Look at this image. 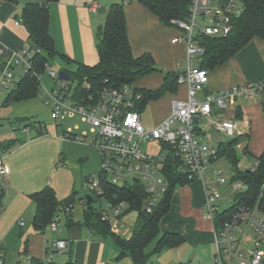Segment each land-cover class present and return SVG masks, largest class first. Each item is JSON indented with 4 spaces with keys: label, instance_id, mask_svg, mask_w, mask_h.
<instances>
[{
    "label": "built area",
    "instance_id": "1",
    "mask_svg": "<svg viewBox=\"0 0 264 264\" xmlns=\"http://www.w3.org/2000/svg\"><path fill=\"white\" fill-rule=\"evenodd\" d=\"M88 9L97 12V1L89 0ZM241 12L242 6L238 0H230L226 6H211L210 0H192L189 15L175 21L185 32L174 37L172 41H184L187 45L188 67L184 73L178 75V83L187 85V98L172 100L170 114L151 128L143 124L142 113L138 109L143 94L133 84H124L117 88L105 87L95 96L90 93L79 97L74 80L59 78V71L52 67L50 61L45 63L44 71L60 81L58 89L46 91L45 101L53 105L51 118L62 123L68 118L79 116L89 127V130H80L78 126H68L61 132L57 131L58 136L63 140L87 142L95 146L101 156V171L87 176L85 189L87 195H91L93 199H106L107 205L97 208L102 219L109 223L111 231L122 233L127 225V215L134 211H128L129 203L126 200L118 199V196L112 199L106 196L102 186L103 177L117 186L140 183L147 195L144 206L147 211H151L167 191L168 180L163 167L170 155L181 162L179 169L187 174L189 180L203 181L207 195L206 216L214 220L223 211H219L222 193L218 184L226 183V179L221 170L214 171L216 176L219 175L215 180L208 176L211 161L218 158L219 147L211 134L217 131L225 139L246 135L245 130H239L242 118L241 101H260L264 114V77L205 92L209 83V71L192 64V61L204 51L199 37L227 35L233 28V17ZM206 17V23H202L201 20ZM21 22L22 18L16 20L17 24ZM35 52L34 47L15 50L0 41V92L12 88L16 81L28 74H36L40 85L41 72L36 71ZM200 93L203 95L200 96ZM228 105L234 108V115L226 118L214 117L215 112ZM203 120L208 123L206 128L200 127ZM34 126L38 130L45 128L41 121H35ZM28 128L29 125H26L25 129ZM202 135L207 136L209 142L203 140ZM154 140L158 141L161 151L155 153L143 148V143ZM243 147L241 142L236 144L240 151ZM239 165L240 163L238 167ZM257 165L258 159L247 167L255 170ZM8 173L9 168L1 158L0 175ZM246 189L247 185L241 179L236 180L232 187L233 192L239 193ZM79 200L83 201L81 198ZM73 207L74 204H69L59 208L49 224L53 230L61 229L64 219L67 221L66 216L73 213ZM255 211V208L238 204L215 229L217 264H224L225 260H234L241 264H264V216L254 215ZM245 221L255 232L254 239L245 237V241L248 240L247 246L242 245V238L236 235V230ZM69 246L70 241L65 239L53 241L51 251L40 259V264H57L54 254L63 253ZM0 264H5L1 245Z\"/></svg>",
    "mask_w": 264,
    "mask_h": 264
},
{
    "label": "trees",
    "instance_id": "2",
    "mask_svg": "<svg viewBox=\"0 0 264 264\" xmlns=\"http://www.w3.org/2000/svg\"><path fill=\"white\" fill-rule=\"evenodd\" d=\"M51 1L53 0L43 3H25L22 6V19L28 29L29 39L33 43L30 47L36 48L34 63L38 72L44 71L45 63L58 55L54 39L49 33V4ZM126 1L114 2L106 9V20L98 31V62L94 65H88L80 62L72 63L71 60H67L68 64L75 66L66 70L71 74L72 80L76 81L75 85L79 97L87 96L90 93L95 96L98 91L105 87L117 88L124 84H133L142 76L159 71L152 54L143 53L136 57L132 52L124 11ZM140 1L149 7L166 25H173L175 21L185 19L189 15L192 3V0ZM238 1L242 6V12L233 17V28L230 33L221 36L201 35L199 37L204 51L198 57V66L211 71L230 59L254 37L264 38V0ZM179 74L167 71L161 87L154 90L138 89L143 94L142 100L138 103V109L142 111L149 100L157 99L168 91H175ZM38 87L39 81L36 74L25 75L16 81L7 93L4 104L30 98L36 95ZM39 133L46 134L45 130H40ZM248 140L249 134L246 133L244 137H236L227 142L223 141L218 147V157L226 156L235 168L240 155L250 152L246 142ZM238 142L244 144L241 154L236 148ZM179 166L178 161L171 155L164 162L163 171L168 180V188L151 211H147L144 206L147 195L140 183L117 186L111 183L108 178L103 177L102 186L106 196L110 199L118 196V199L126 200L129 203L128 211H136L137 213L134 229L128 237L111 231L109 223L102 219L100 210L93 205L95 199L84 202L85 221L83 224L75 222L71 214L66 216V225L80 224L88 226L91 230H98L103 236H110L115 241L121 250V254H129L132 258V264H147L151 256L147 247L152 240L157 239L153 251L155 253L166 246H176L185 241L183 235L162 231L160 228L161 218L169 210L175 187L193 181L188 179L187 174L183 173ZM234 171V177L244 181L247 189L239 193L233 205L225 208L217 215L219 223H222L238 204L255 208L264 215V149L258 156V165L255 170L246 167ZM4 193V190L0 189V206ZM29 196L36 206L33 225L38 232L42 233L62 205L74 204L76 201L74 195L65 200H59L55 189L49 184L30 193ZM30 264H40V259L33 257ZM65 264L82 263L70 256Z\"/></svg>",
    "mask_w": 264,
    "mask_h": 264
},
{
    "label": "crops",
    "instance_id": "3",
    "mask_svg": "<svg viewBox=\"0 0 264 264\" xmlns=\"http://www.w3.org/2000/svg\"><path fill=\"white\" fill-rule=\"evenodd\" d=\"M46 1L48 0H0V41L15 50L32 46L33 43L29 39V32L24 21L17 24L16 20L23 18L22 6L25 3H43ZM96 1L99 7L106 6L107 8L110 4L121 2L122 0ZM229 1L210 0V5L226 6ZM88 3L89 0H53L49 4V33L54 39L58 52L56 57H59L66 65H68V59L72 63L80 62L88 65H94L99 60L97 51L98 31L106 20V14L89 10ZM124 11L127 34L134 56L138 57L143 53H150L153 55L156 65L162 68L161 72H153L142 76L133 83V86L137 89L154 90L162 86L167 71L184 73L186 69L180 70L178 67L186 59L187 45L184 41H172L174 37L183 34L176 23L173 25L164 24L140 0H127L124 5ZM196 62L194 65L198 64V58H196ZM262 77H264V38L256 36L226 62L209 71V83L205 87V92L221 90L235 84L250 82ZM165 94H173L176 96L174 99H186L187 86L178 83L175 91H168ZM45 99V96L39 94L37 91L36 95L30 98L10 102L5 105L10 107L17 115L26 114L24 119H27L29 113L36 115L47 112L45 106L49 103ZM155 100L151 99L149 102L154 103ZM258 102L260 116L264 117L262 105L260 101ZM170 112L171 108L168 112L159 114L155 119V125L166 118ZM234 113L235 110L232 105H228L221 111L215 112L214 117H223L224 115L231 117ZM244 113L245 110L242 107L241 121L245 118ZM50 125L48 122L44 123L45 128L43 130L46 129L49 132L51 129ZM52 125L57 126V123ZM204 125L205 128L207 124ZM56 130L58 131L59 129L56 127ZM47 131H45L46 134ZM246 133L248 132L246 131ZM39 135L41 136L42 134L39 133ZM8 139L13 140V137H9L0 131V159L2 158L3 160L5 154L2 152V146ZM23 145L20 144L19 148ZM6 149L7 147L5 146L4 150ZM14 165V162H9L7 164L9 173L7 175H0V177L2 176L5 180H8L12 176ZM198 180L201 184L198 182L194 183L193 180L181 185L182 187L179 192L172 196L168 212L160 221L162 231L179 233L185 238V241L179 245L166 246L174 249L172 254L176 259L173 264H192L194 261H197V264H213L212 260L217 264L215 260V229L218 228L220 223L219 219H217L218 217L212 220L206 216L207 195L203 181ZM32 192L34 191H30L29 194ZM35 207L34 205V213ZM2 211H0V217ZM73 214L71 215L72 217ZM22 222L24 221H20L19 225L21 227L26 226V222L21 224ZM164 226L167 228H163ZM65 228L67 229L66 233L55 240L65 239L70 241V246L61 253H67V260L71 256L82 264H132L131 256L129 254H121L120 248L110 236L105 237L98 230H91L86 225H65ZM127 228L130 227H126L125 229L127 230ZM55 240L48 241L45 236L40 237V235H36L31 244H28L25 249L27 252L25 256L27 264H30L29 259L33 257L42 259L47 255L51 251L50 246L52 242ZM184 244H188L190 247L182 249ZM0 245L4 251L5 264H7L4 241L0 242ZM56 256L57 254H54L55 261ZM231 261L234 260H225L224 264H229Z\"/></svg>",
    "mask_w": 264,
    "mask_h": 264
},
{
    "label": "rangeland",
    "instance_id": "4",
    "mask_svg": "<svg viewBox=\"0 0 264 264\" xmlns=\"http://www.w3.org/2000/svg\"><path fill=\"white\" fill-rule=\"evenodd\" d=\"M207 19L208 17L202 19V23H206ZM181 32L185 34L182 29ZM196 63V59L192 61V64ZM50 64L57 71L75 67L74 64H68L69 66L66 65L59 57L51 59ZM158 67L159 71L156 72H161L162 68L160 66ZM187 67L188 59L186 56V59L182 61L178 68L182 70L187 69ZM74 83L76 84V81H74ZM59 86V79L51 77L47 71L41 72V82L38 87L39 94L46 96L47 89H58ZM11 89L12 88L3 89L0 93V131L9 137H13V140L8 139L6 143L3 144L2 152L5 154L4 160L7 164L11 161L15 163L12 169V176H10L8 180H5L2 176L0 177V189H3L5 192L0 206V211L3 210L0 217V242L4 241L5 244L4 249L6 251L7 264H27L25 258L27 252L25 249L28 244H31L36 235H40V237L45 236L48 241H52L63 236L67 231L65 228V219L60 230H53L50 225L46 226L43 234L36 230L33 225L35 204L28 195L29 192L35 191L36 189L40 190L49 184L55 189L59 200H65L74 195L76 201L73 207V220L83 224L85 221L84 199L88 194L85 189V179L89 175H96L99 173L102 168V163L101 156L95 146L89 145L87 142H78L71 139L63 140L57 134L56 127L59 129V132L63 131V129H67L68 126H78L80 130H89L87 124L82 121L79 116L68 118L60 123L51 118L50 112L53 105L49 103L45 106L47 112L38 113L36 115L29 113V117L24 119L26 114L17 115L10 107L4 104L5 97ZM200 96H202V93H200ZM175 97L176 96L173 94H165L157 98L154 103L148 101L141 111L144 126L151 128V126L155 125V119L159 114H164L170 110L172 99ZM258 103V100L255 99H245L241 101V106L245 110V118L240 121L239 130H246L249 133L250 140L246 142H249L248 148L250 152L241 154V151L238 150L241 155L235 168H233L232 162L226 156L215 158L210 163L208 169V176L210 179L215 180L216 177L219 176L214 174L216 170H221L222 175L226 179V183L222 185L218 184L222 193V198L219 201V208L221 210L233 205L239 195V192H233L232 190L233 184L237 180L236 177H234V170L239 168L244 169L254 164L264 149V117L260 116V106ZM223 117L226 118L228 116L224 115ZM35 120L45 124L47 122L50 123V131L48 132L45 129L47 134L40 136L38 129L34 126ZM56 123L57 126L52 125ZM204 124L208 126V123L203 120L200 127L204 128ZM26 125H29L28 130L25 129ZM208 131H211V128H208ZM244 136L245 135H241L239 137ZM202 139L209 142L208 137L205 135H202ZM228 140H230L229 137L225 139V142ZM20 144L24 145L19 148ZM5 146L7 147L6 150H4ZM143 148L155 153L161 151V147L157 140L143 143ZM166 152L169 151L166 150ZM178 163L179 165L181 164L179 160ZM239 163V168H237ZM196 182L201 184L198 179L194 180V183ZM181 187V185L175 187L173 195H176ZM79 198L83 201L80 202ZM93 205L96 207L101 205L106 206L107 201L105 198H95ZM135 214L137 215L136 211L132 212L127 215L128 219H126V227H130L132 230L135 226ZM254 215L264 216L259 211H255ZM20 221L26 222V226L21 227L19 225ZM125 228L122 233L117 234L123 237L129 236L132 230L130 228L126 230ZM163 228L167 227L164 226ZM243 232H245V234H243ZM236 235L242 238V245L247 246L246 242H248V240L245 241V237L248 236L254 239L255 232L245 221L236 230ZM156 242L157 239L152 240L147 247V250L151 253L148 264H173L176 259L172 254L174 249L164 247L162 250L155 253L153 251ZM189 247L188 244H184L182 249H187ZM66 260L67 253L57 254L56 261L58 264H65ZM212 261L213 264H215L214 260ZM192 264H197V261H194ZM229 264L241 263L231 261Z\"/></svg>",
    "mask_w": 264,
    "mask_h": 264
},
{
    "label": "water",
    "instance_id": "5",
    "mask_svg": "<svg viewBox=\"0 0 264 264\" xmlns=\"http://www.w3.org/2000/svg\"><path fill=\"white\" fill-rule=\"evenodd\" d=\"M106 6H100L98 12L99 13H105L106 12ZM59 78L63 79V80H70L71 79V74L69 73V71L62 69L59 71ZM212 137L213 139L218 143H222L223 141H225V137L223 135H221L220 133H218L217 131H213L212 132ZM87 200L88 201H92L93 197L91 195H87Z\"/></svg>",
    "mask_w": 264,
    "mask_h": 264
}]
</instances>
